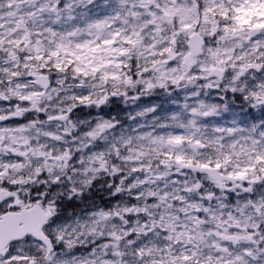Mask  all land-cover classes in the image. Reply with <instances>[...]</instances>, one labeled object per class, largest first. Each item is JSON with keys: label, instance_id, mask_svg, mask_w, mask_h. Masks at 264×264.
Listing matches in <instances>:
<instances>
[{"label": "clouds", "instance_id": "obj_1", "mask_svg": "<svg viewBox=\"0 0 264 264\" xmlns=\"http://www.w3.org/2000/svg\"><path fill=\"white\" fill-rule=\"evenodd\" d=\"M0 264H264V0H0Z\"/></svg>", "mask_w": 264, "mask_h": 264}]
</instances>
